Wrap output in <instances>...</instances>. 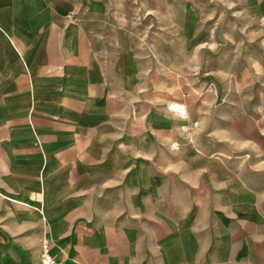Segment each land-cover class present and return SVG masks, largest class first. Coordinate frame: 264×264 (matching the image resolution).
Instances as JSON below:
<instances>
[{"label": "rangeland", "instance_id": "374dc122", "mask_svg": "<svg viewBox=\"0 0 264 264\" xmlns=\"http://www.w3.org/2000/svg\"><path fill=\"white\" fill-rule=\"evenodd\" d=\"M76 1L98 18L93 44L123 76L126 109L51 208L46 194L32 205L0 196V264H36L44 236L68 264L264 256V239L256 247L239 229L264 223L261 153L240 136L264 120V0Z\"/></svg>", "mask_w": 264, "mask_h": 264}, {"label": "crops", "instance_id": "0c3cea01", "mask_svg": "<svg viewBox=\"0 0 264 264\" xmlns=\"http://www.w3.org/2000/svg\"><path fill=\"white\" fill-rule=\"evenodd\" d=\"M98 32V18L82 16L80 1L0 0V196L32 205L37 194H46L51 208L66 186L82 184V170L90 167L84 163L126 109L123 76L115 75L110 52L93 44ZM243 131L240 136L251 138L261 153L252 167L264 169V120H246ZM240 227L258 247L264 223ZM49 238L54 254L68 264ZM214 254L174 256L166 264H264V256ZM95 261L116 263L114 257Z\"/></svg>", "mask_w": 264, "mask_h": 264}, {"label": "built area", "instance_id": "2783aa9c", "mask_svg": "<svg viewBox=\"0 0 264 264\" xmlns=\"http://www.w3.org/2000/svg\"><path fill=\"white\" fill-rule=\"evenodd\" d=\"M167 108L180 116L186 115V104L183 101H170ZM38 264H66L64 260L59 259L52 251V241L44 236L41 241V250L39 253Z\"/></svg>", "mask_w": 264, "mask_h": 264}, {"label": "bare ground", "instance_id": "6f19581e", "mask_svg": "<svg viewBox=\"0 0 264 264\" xmlns=\"http://www.w3.org/2000/svg\"><path fill=\"white\" fill-rule=\"evenodd\" d=\"M86 22H88L87 20H86ZM90 22V21H89ZM88 22V23H89ZM191 24V23H190ZM120 35V34H119ZM119 37V36H118ZM123 37H124V35H123ZM120 38V37H119ZM121 45V44H120ZM122 49V48H121ZM89 121V120H88ZM85 124V123H84ZM32 127V126H31ZM9 130V129H8ZM36 135V134H35ZM39 136H41V134H39ZM8 153V152H7ZM8 155V154H7ZM37 169V168H36ZM25 171V170H24ZM33 172V171H32ZM46 173V172H45ZM24 174V173H23ZM42 179V178H41ZM65 179V178H64ZM46 180V179H45ZM49 182V181H48ZM48 185V184H47ZM45 187V186H44ZM27 192V191H26ZM11 195V194H10ZM42 195V194H41ZM3 196H5L6 198H8V199H10V200H16V201H18V202H24V203H27V202H25V201H22V200H18L17 198L16 199H14V198H12V196L10 197V196H7V195H3ZM15 197V196H14ZM25 198V197H24ZM23 199V198H22ZM39 201V200H38ZM12 202V201H11ZM33 207V206H32ZM38 210L41 212V213H43V210H44V206L42 207V206H40L39 208H38ZM30 211V210H29ZM37 212V211H36ZM40 214V213H39ZM30 215V214H29ZM33 215V214H32ZM36 215V214H35ZM26 216V215H25ZM44 216V215H43ZM33 217V216H32ZM49 219V218H48ZM45 222V221H44ZM21 249V248H20ZM22 250H24V249H22ZM30 250V249H29ZM24 252V251H23ZM26 253V252H25ZM7 255V254H6ZM22 255V254H21ZM7 258V257H6ZM22 257H20V259H21ZM28 258V257H27ZM26 259V258H25ZM29 259V258H28ZM19 260V259H18Z\"/></svg>", "mask_w": 264, "mask_h": 264}]
</instances>
